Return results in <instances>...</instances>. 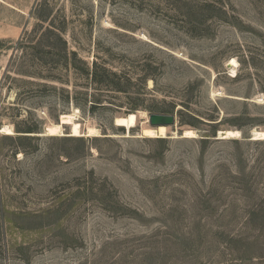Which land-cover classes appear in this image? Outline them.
<instances>
[{
    "label": "rangeland",
    "instance_id": "rangeland-1",
    "mask_svg": "<svg viewBox=\"0 0 264 264\" xmlns=\"http://www.w3.org/2000/svg\"><path fill=\"white\" fill-rule=\"evenodd\" d=\"M2 126L0 264H264V0H0Z\"/></svg>",
    "mask_w": 264,
    "mask_h": 264
},
{
    "label": "bare ground",
    "instance_id": "bare-ground-1",
    "mask_svg": "<svg viewBox=\"0 0 264 264\" xmlns=\"http://www.w3.org/2000/svg\"><path fill=\"white\" fill-rule=\"evenodd\" d=\"M229 66H231V73H235V68L238 66V62L235 58H231L229 60ZM147 117V116H146ZM114 125L119 127H124L128 132L134 127H136L139 124V116L135 112H130L124 116H118L115 117ZM69 125L71 130L72 136H79V135H95L97 134L98 130L94 127H87L86 132L83 133L82 125L77 121L76 116L74 114H62L60 117V121L56 124H52L46 127V130L44 131L45 135L51 136V135H57L59 133H62L63 125ZM0 132L5 135L13 134L14 131L10 126H2L0 127ZM170 133L167 126H158V127H142L140 130V135L146 136V137H167ZM173 136H176L175 132H171ZM240 131L237 129H228V130H221L219 131V138L227 139L231 137H238L240 136ZM171 136V135H170ZM179 136V135H178ZM182 137H193L196 136V132L192 129H185L182 132ZM241 137V136H240ZM252 139H264V131L263 130H254L253 131V137Z\"/></svg>",
    "mask_w": 264,
    "mask_h": 264
},
{
    "label": "trees",
    "instance_id": "trees-1",
    "mask_svg": "<svg viewBox=\"0 0 264 264\" xmlns=\"http://www.w3.org/2000/svg\"><path fill=\"white\" fill-rule=\"evenodd\" d=\"M62 32V30H60ZM54 38L56 39L57 43L59 44V51L60 56L64 57V61L67 64L68 62H72V65L74 68L79 67L83 71L87 77H90L92 82L96 86H103L107 85V82L110 83H116L118 90H122V85H121V79L120 77L115 73L110 71L108 68H105L104 66L100 65L96 60H93L91 62V65L88 66L87 62L81 59L77 52L74 50H69L67 41L62 38V36L58 32H53ZM245 58L242 57L239 59V62L241 66L245 64ZM77 63L83 64L78 66Z\"/></svg>",
    "mask_w": 264,
    "mask_h": 264
},
{
    "label": "water",
    "instance_id": "water-1",
    "mask_svg": "<svg viewBox=\"0 0 264 264\" xmlns=\"http://www.w3.org/2000/svg\"><path fill=\"white\" fill-rule=\"evenodd\" d=\"M151 127L168 126L175 124L174 113H150L147 119Z\"/></svg>",
    "mask_w": 264,
    "mask_h": 264
}]
</instances>
